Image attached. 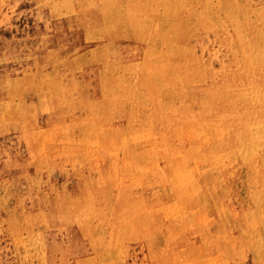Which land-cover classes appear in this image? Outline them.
<instances>
[{"label":"bare ground","instance_id":"1","mask_svg":"<svg viewBox=\"0 0 264 264\" xmlns=\"http://www.w3.org/2000/svg\"><path fill=\"white\" fill-rule=\"evenodd\" d=\"M29 1L35 34L0 45V132L28 155L0 146V238L27 213L112 215L142 232L149 264H264V80L244 139L212 142L227 111L214 123L207 54L212 30L264 38L236 27L264 0Z\"/></svg>","mask_w":264,"mask_h":264},{"label":"rangeland","instance_id":"2","mask_svg":"<svg viewBox=\"0 0 264 264\" xmlns=\"http://www.w3.org/2000/svg\"><path fill=\"white\" fill-rule=\"evenodd\" d=\"M16 5L14 6V0H0V45L3 41L24 40L33 36L40 26L33 17L34 10L29 0H19ZM245 9L260 12V14L251 13L245 22H239L236 27L248 30L264 28V3ZM253 32L250 36L243 35L241 38L233 37L228 32L224 41L217 38L214 30L209 32L207 54L211 64L212 98L215 100L211 111L214 123L221 122L220 118L217 119V115L221 114V100L227 111V130L225 134L222 131L212 134V142L217 140L230 146L229 142L244 139L240 135V128L243 118L250 115L252 88L255 89L264 80V67H259L253 58L256 52L264 55V38L255 36ZM15 66L17 65L11 61V67ZM2 69L0 68V71ZM219 85L221 87L224 85L222 93L217 89ZM49 115L47 111L41 112L39 114L40 124L44 125ZM0 127L3 126L0 125ZM19 141L21 140L13 131L0 132V146H5L11 157H28L27 150L23 145L20 146ZM54 142L55 138L49 139V143L55 145ZM39 154L43 153L39 151ZM53 177L58 185L62 183V176L59 172H54ZM18 183L20 195L26 196L31 190L29 182L21 177ZM28 205L31 204L28 203ZM31 214L27 213L22 216V219L28 221L26 222L27 228L24 227L10 236L5 235L0 238V264H42L45 261L49 264H149L142 232L116 228L110 222L114 218L112 215H96V217L64 215L59 217L48 213ZM55 217H59L57 223L54 222ZM36 218L40 221L33 222L32 220ZM61 218L71 220L62 222ZM78 219H83L81 225ZM97 236L102 239L99 240ZM49 246L51 248H48ZM42 257L45 261H41Z\"/></svg>","mask_w":264,"mask_h":264}]
</instances>
